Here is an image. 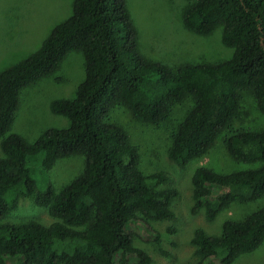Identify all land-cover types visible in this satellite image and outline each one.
<instances>
[{
  "label": "trees",
  "instance_id": "1",
  "mask_svg": "<svg viewBox=\"0 0 264 264\" xmlns=\"http://www.w3.org/2000/svg\"><path fill=\"white\" fill-rule=\"evenodd\" d=\"M186 1L185 27L201 36L221 29L230 58L178 67L151 60L140 49L128 0H72L71 15L42 45L0 72V219L17 210L22 197H32L54 219L0 224V264H150L134 245V231L149 232L147 219L172 220L180 192L165 171L141 170L138 148L112 120L115 107L160 124L191 98L168 150L180 166L203 157L241 118L245 92L264 113V0ZM74 51L84 56L85 78L75 97L50 104L69 126L29 143L12 132L21 93L54 75ZM226 146L244 168L223 174L200 166L192 177V212L205 209L208 221L234 203L264 196V130L236 129ZM79 155L83 171L59 189L34 172L49 173L59 160ZM192 242L198 260L188 264H234L264 243V208L226 220L218 235L198 228Z\"/></svg>",
  "mask_w": 264,
  "mask_h": 264
},
{
  "label": "rangeland",
  "instance_id": "2",
  "mask_svg": "<svg viewBox=\"0 0 264 264\" xmlns=\"http://www.w3.org/2000/svg\"><path fill=\"white\" fill-rule=\"evenodd\" d=\"M128 4L138 29L140 49L149 59L178 67L183 63H217L232 56L233 49L222 42L221 29L201 36L185 27L186 0H128ZM71 13L72 0H0V72L36 51L52 29ZM84 78V56L79 51L71 52L54 75L22 91L12 132L33 143L50 128L68 127V118L53 113L50 104L57 98L75 97ZM193 104L192 99L187 98L160 124L136 119L125 106H117L111 112L112 120L125 129L131 143L138 148L141 170L145 174L165 171L171 179L169 184L180 192L172 203L175 212L172 220L147 219L149 232L143 228L134 231V245L149 255L150 264L193 263L198 260L192 242L196 229L203 228L209 234L218 235L226 220L241 219L264 208L263 196L250 203H234L213 221L207 220L205 209L192 212L195 170L205 166L225 174L244 168L230 156L226 146L228 137L240 128L264 130V113L259 110L256 98L245 92L241 118L234 120L232 128L221 134L203 157L180 166L169 157L168 150L174 133ZM2 155L0 146V157ZM84 166L85 159L79 155L59 160L49 173H42L38 167L34 172L39 178L47 177L59 189L78 176ZM38 186L44 188L41 179ZM29 221L49 225L54 219L48 209L38 206L32 197H22L17 210L0 219V224ZM234 264H264V243L254 252L239 256Z\"/></svg>",
  "mask_w": 264,
  "mask_h": 264
}]
</instances>
